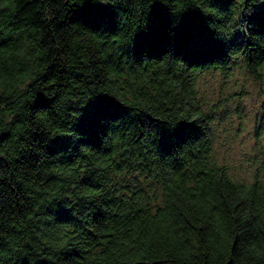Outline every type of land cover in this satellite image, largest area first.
<instances>
[{
    "label": "trees",
    "instance_id": "obj_1",
    "mask_svg": "<svg viewBox=\"0 0 264 264\" xmlns=\"http://www.w3.org/2000/svg\"><path fill=\"white\" fill-rule=\"evenodd\" d=\"M239 53L264 0H0V264H264L196 90Z\"/></svg>",
    "mask_w": 264,
    "mask_h": 264
},
{
    "label": "rangeland",
    "instance_id": "obj_2",
    "mask_svg": "<svg viewBox=\"0 0 264 264\" xmlns=\"http://www.w3.org/2000/svg\"><path fill=\"white\" fill-rule=\"evenodd\" d=\"M196 90L212 112L216 153L235 178L264 177V65L253 72L239 53L224 69L198 74Z\"/></svg>",
    "mask_w": 264,
    "mask_h": 264
}]
</instances>
